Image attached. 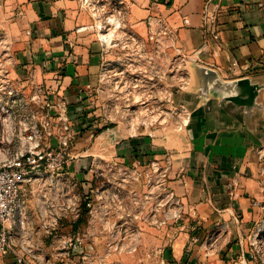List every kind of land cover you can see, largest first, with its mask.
<instances>
[{
    "label": "crops",
    "instance_id": "obj_1",
    "mask_svg": "<svg viewBox=\"0 0 264 264\" xmlns=\"http://www.w3.org/2000/svg\"><path fill=\"white\" fill-rule=\"evenodd\" d=\"M110 2L122 24L104 45L102 32L90 25L107 12L96 16L82 0H0V73L26 91L31 83L48 86L74 114L105 86L115 39L142 44L146 54L156 45L168 51L172 63L184 67L174 92L185 115L179 130L163 126L129 138L108 129L103 134L114 135L104 139L100 157L168 161L165 184L178 195L184 219L173 235L166 228L131 236V243L168 246L147 253L132 246L110 256L109 264H235L241 258L255 264L261 254L251 259L247 236L264 218V0L104 1ZM211 234L216 239L207 245ZM59 254L68 262L66 251ZM0 264L19 263L0 253Z\"/></svg>",
    "mask_w": 264,
    "mask_h": 264
},
{
    "label": "rangeland",
    "instance_id": "obj_2",
    "mask_svg": "<svg viewBox=\"0 0 264 264\" xmlns=\"http://www.w3.org/2000/svg\"><path fill=\"white\" fill-rule=\"evenodd\" d=\"M112 27L116 33L118 28ZM139 46L129 40L114 46L113 64L104 70L105 86L96 89L89 102L74 114L56 106L60 97H53L48 86L31 83L30 91H26L28 87L11 83L22 92V149H34L39 143L36 149L42 154L56 150L64 135L65 114L77 130L71 137L66 166L56 170L46 167L43 170L47 173L22 188L24 223L15 235L34 263L50 264L51 260L53 264H109L110 256L132 246L147 253L149 247L153 250L168 245L131 243L132 235H159L166 228L173 235V228L184 219L178 195L163 184L170 170L168 161L129 158L128 162L113 163L111 157H100L105 153L104 139L114 135L103 131L111 129L114 133V128H119L129 138L136 132L143 138L146 132L163 126L168 133L179 130L185 117L178 113L174 96L184 67L173 64L169 52L158 45L148 54L142 44ZM133 48L137 53L131 55ZM38 87L43 92L35 97ZM1 101L13 102L9 98ZM79 125L84 127L76 128ZM35 132L37 137L29 138ZM137 149L146 154L145 147ZM167 189L173 193L167 194ZM87 191L92 194L91 205L85 199ZM76 234L83 237V244L71 248L67 239ZM64 251L70 257L67 263L59 257ZM86 251L90 258L83 261L81 256ZM259 252L255 264H264V243Z\"/></svg>",
    "mask_w": 264,
    "mask_h": 264
},
{
    "label": "built area",
    "instance_id": "obj_3",
    "mask_svg": "<svg viewBox=\"0 0 264 264\" xmlns=\"http://www.w3.org/2000/svg\"><path fill=\"white\" fill-rule=\"evenodd\" d=\"M105 0H82V3L91 8L94 14L99 11L107 12L105 20L97 21L90 25L92 28L99 29L102 34L99 35L102 43H112L111 28L112 26H120V18L114 14L112 9H115L114 4L104 3ZM212 0H208V4ZM111 6V7H110ZM111 8V9H110ZM108 25H112L108 27ZM78 29H81L79 27ZM217 34V31H214ZM157 29L152 31L155 35ZM153 38V36H152ZM117 39L114 44L119 43ZM106 65L104 66V70ZM0 98H9L10 101L0 102V253L2 255H12L15 261L19 264H37L30 261L22 249V244L16 237V232L22 228L24 217L22 215L23 197L22 188L25 184L36 182L48 170H43L46 167L63 169L69 160V149L71 147V137L76 133L74 122L65 114L63 127L64 135L60 140V145L57 149L49 150L42 154L41 150H37L39 145L35 144L34 149H22V92L14 89L12 86V78L6 73L0 74ZM42 88L38 87L35 90V97L42 95ZM60 98V102L56 106L67 113L68 105L64 99ZM16 106V107H15ZM63 113V114H64ZM82 125L76 128L81 129ZM37 137V132L29 135V138ZM165 177L163 184H165ZM262 188L264 191V177L262 178ZM168 191V192H167ZM170 189L166 193L170 195ZM173 193V192H172ZM85 199L88 205H91L92 194L87 191ZM257 204L258 202H254ZM207 245H211L212 240H215L213 234L208 236ZM243 242V240H241ZM247 242L252 245L253 252L251 259H255L260 252V247L264 243V218L247 236ZM69 247H77L83 244V237L76 234L67 239ZM212 247L206 248V254H211ZM70 252V251H68ZM83 261L90 258V252L86 251L82 254ZM67 263V262H66ZM246 258H241L235 264H247ZM83 264V263H81Z\"/></svg>",
    "mask_w": 264,
    "mask_h": 264
},
{
    "label": "water",
    "instance_id": "obj_4",
    "mask_svg": "<svg viewBox=\"0 0 264 264\" xmlns=\"http://www.w3.org/2000/svg\"><path fill=\"white\" fill-rule=\"evenodd\" d=\"M242 82L248 87L249 90H251V92H254V89H255L254 84H251L248 79H243ZM186 126H187V123L184 125V127Z\"/></svg>",
    "mask_w": 264,
    "mask_h": 264
}]
</instances>
